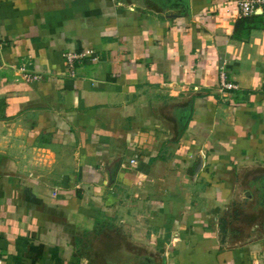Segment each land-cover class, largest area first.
<instances>
[{"label":"crops","instance_id":"crops-1","mask_svg":"<svg viewBox=\"0 0 264 264\" xmlns=\"http://www.w3.org/2000/svg\"><path fill=\"white\" fill-rule=\"evenodd\" d=\"M235 1L0 0V264H264V7Z\"/></svg>","mask_w":264,"mask_h":264},{"label":"built area","instance_id":"built-area-1","mask_svg":"<svg viewBox=\"0 0 264 264\" xmlns=\"http://www.w3.org/2000/svg\"><path fill=\"white\" fill-rule=\"evenodd\" d=\"M264 7V0H236L235 1V9L236 14L239 19L247 18L256 14L257 11L261 10ZM92 53L88 50L82 52H75L74 50H68L65 53V65L70 73V75H74L75 65L79 63L82 59H86L91 57ZM95 60V58H93ZM21 72L22 79L24 82L31 83L35 81H40L41 76L29 72V70L23 65L19 68ZM219 86L220 90L224 91H234L237 89V86L228 82L226 80V76L224 73H220L219 76Z\"/></svg>","mask_w":264,"mask_h":264}]
</instances>
